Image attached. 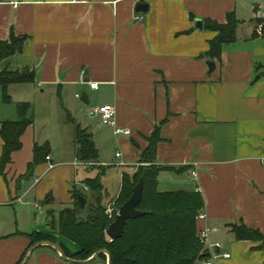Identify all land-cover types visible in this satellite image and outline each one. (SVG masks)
Masks as SVG:
<instances>
[{"label": "crops", "instance_id": "crops-1", "mask_svg": "<svg viewBox=\"0 0 264 264\" xmlns=\"http://www.w3.org/2000/svg\"><path fill=\"white\" fill-rule=\"evenodd\" d=\"M253 1L0 0V40H9L12 25L25 38L1 69L36 71L34 83L10 87L11 103L0 86V124L17 119L18 102H31L35 112L23 147L13 152L6 177L0 174V264H109L108 254L73 262L51 244H32L28 233L53 234L76 253L75 243L50 228L49 210L72 206L75 189L88 195L85 181L102 171L105 192L108 170H119L123 181L148 164L143 151L157 127L159 189L202 193L199 232L210 228L209 239L231 253L216 264H264L260 242L236 239L231 227L243 222L264 234V36L256 19L264 10ZM140 3L147 8L138 11ZM229 13L240 21L237 38L223 45L220 60H211L206 53L218 32L205 23H226ZM17 91L25 98L14 100ZM107 103L129 134H116L91 112ZM76 124L92 134L97 161L78 158ZM36 143L50 145V159L29 171ZM2 152L0 135V158ZM121 188L122 182L110 200L103 193L104 204ZM49 193L54 203L43 205ZM29 204L45 211L22 214L18 207Z\"/></svg>", "mask_w": 264, "mask_h": 264}, {"label": "trees", "instance_id": "trees-1", "mask_svg": "<svg viewBox=\"0 0 264 264\" xmlns=\"http://www.w3.org/2000/svg\"><path fill=\"white\" fill-rule=\"evenodd\" d=\"M262 24L264 36V17L256 18ZM240 21L234 13L227 15L226 23L208 20L205 28L218 32L210 40L207 56L211 60H220L222 47L225 43L237 38V28ZM25 38L16 43L10 40H0V64L3 59L21 52ZM36 71L24 69L10 71L0 67V86L3 90V101L12 102L10 87L20 83H34ZM18 117L15 120H5L0 124V135L3 139V152L0 158V174L6 177V168L12 160L13 152L23 147L22 136L26 129L34 123L35 112L29 101L17 103ZM72 121L73 118L69 116ZM160 140V129L157 127L149 138V146L143 151L144 164L131 176L124 174L122 188L116 200L107 205L103 202L104 186L101 180L103 171L95 178L85 181L94 193V201L81 207L79 196L85 194L73 190L75 202L56 210H49V226L70 242L77 245L78 251L72 253L64 242L58 241L53 234L38 231L28 233L32 244L50 241L58 242L66 256L86 260L98 251H106L111 256V264H203L211 255L200 237L198 220L203 213L205 200L201 192L177 190L161 191L159 189V174L164 167L156 165V145ZM76 142L79 146L77 156L83 161H97L99 151L92 134L76 124ZM50 145L35 144L34 161L29 164V171L42 163L50 153ZM144 179L143 196L137 208L147 214L129 219L121 237L111 240L106 230L114 218L106 214L110 205L118 208L132 195L139 180ZM54 203L52 193L42 201L43 205ZM89 208L85 216L83 210ZM232 231L238 240H253L260 242L258 248L264 249V234L245 223L233 224ZM99 259L106 260L107 254L102 252Z\"/></svg>", "mask_w": 264, "mask_h": 264}, {"label": "water", "instance_id": "water-1", "mask_svg": "<svg viewBox=\"0 0 264 264\" xmlns=\"http://www.w3.org/2000/svg\"><path fill=\"white\" fill-rule=\"evenodd\" d=\"M145 8H147V4H144V3H140L137 6L138 11H143V10H145ZM196 22H197V24H196L197 28L201 29L203 27L202 19H197ZM9 40L12 43H16L20 40V37L18 35H16V33H15L13 25L10 28ZM207 64H208L210 70H214L216 68V63L214 61H208ZM81 99L84 102L89 103V100L87 99L86 92H83ZM143 190H144V179L141 178L139 180L138 184L134 187L131 197L123 205H121L119 207V210H118V213H117L115 219L113 220V222L109 225V227L106 230V233L111 240L117 239L123 235L124 230H125V226H126L129 219H134V218H137L139 216L147 214L146 211H141L137 208L138 204L140 203V201L142 199ZM79 202H80L81 207L84 208L87 204V198L80 195L79 196ZM41 243L42 242H40L39 244H41ZM44 243L51 244L52 246H54L56 249H58L61 252L62 256H64L65 258H67L73 262L89 263V262L93 261L95 258H97L100 253L105 252L106 254H108L109 264H111V256L106 251H98L93 256H91L90 258H88L86 260H79L76 258L66 256L64 251L62 250V248L60 246L52 243V242H44Z\"/></svg>", "mask_w": 264, "mask_h": 264}, {"label": "built area", "instance_id": "built-area-1", "mask_svg": "<svg viewBox=\"0 0 264 264\" xmlns=\"http://www.w3.org/2000/svg\"><path fill=\"white\" fill-rule=\"evenodd\" d=\"M90 86L92 88H98V83L96 82H90ZM91 112L103 121L105 124L113 125L115 126V133L120 134V133H125L129 134L130 130L129 129H124L120 128L116 124V107L113 104H103L96 106L92 108ZM117 156H121V153H117ZM47 159H50V156H47ZM263 164H264V157H263ZM121 164H125L124 161L121 162ZM54 165H51L53 167ZM119 208L114 204L110 205L106 209V214L109 217H116L118 213ZM203 217V213L200 215ZM115 219V218H114ZM210 228H206L205 230H202L200 233L201 239L204 241L206 247L209 249L211 255L208 259L204 260L203 264H216V259L219 257H225V258H230L231 253L225 249V245L221 242H212L209 239V233H210Z\"/></svg>", "mask_w": 264, "mask_h": 264}, {"label": "rangeland", "instance_id": "rangeland-1", "mask_svg": "<svg viewBox=\"0 0 264 264\" xmlns=\"http://www.w3.org/2000/svg\"><path fill=\"white\" fill-rule=\"evenodd\" d=\"M258 4H260L259 5V7H260V9L261 10H264V0H255V1H253V5L254 6H256V5H258ZM261 26V25H260ZM259 26V27H260ZM261 28H262V26H261ZM1 89V88H0ZM23 92H20V91H17V92H15L14 93V95H13V98H14V100H16V99H22V98H25V96L23 97ZM34 100H36V99H34ZM38 99H37V101H34V103H36V104H38ZM45 101H43V103H44ZM2 103V102H1ZM5 105H9V104H5ZM64 137H66V136H64ZM67 140H70V137L69 136H67V138H66ZM148 164H150V163H148ZM144 165V164H143ZM142 166V165H141ZM140 167V166H139ZM117 172H115V170H111V171H109L108 170V178L107 179H105L106 181H103L104 182V184L106 185V191L104 192V199L105 200H110L111 198H113V197H115V195L117 194V192H118V190H119V186H120V184H121V180H120V178H118V175L119 174H117L118 172H120L119 170H116ZM101 173V172H100ZM99 173V174H100ZM113 173V174H112ZM116 173V174H115ZM116 175V176H115ZM111 178H114V179H111ZM164 185V184H163ZM162 187H164V186H162ZM85 194V193H84ZM85 196L86 197H88L89 198V202H93L94 201V193L90 190V192H88V195L87 194H85ZM20 208H22V210H21V212H22V214H27V211H32V215L34 216L35 214L36 215H38L39 213H41V211H45V210H38V211H36L37 209H36V207L34 206V205H20L19 207H18V209H20ZM41 209H43V208H41ZM83 213H84V215L86 216L87 214H88V212H89V208L87 207V208H85L83 211H82ZM48 242H50V241H48ZM52 243H54V242H52ZM54 244H56V245H58V246H60V244L57 242H55Z\"/></svg>", "mask_w": 264, "mask_h": 264}]
</instances>
